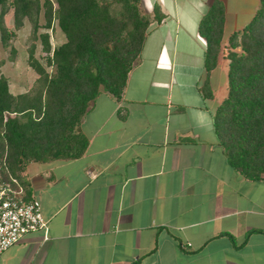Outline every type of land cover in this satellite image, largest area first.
<instances>
[{"label": "crops", "instance_id": "crops-1", "mask_svg": "<svg viewBox=\"0 0 264 264\" xmlns=\"http://www.w3.org/2000/svg\"><path fill=\"white\" fill-rule=\"evenodd\" d=\"M213 1L142 0L164 18L122 98L98 96L81 157L25 167L49 229L26 234L0 264H264V180L232 167L215 128L229 92L226 45L247 22L223 0V54L208 71L199 28Z\"/></svg>", "mask_w": 264, "mask_h": 264}, {"label": "trees", "instance_id": "trees-1", "mask_svg": "<svg viewBox=\"0 0 264 264\" xmlns=\"http://www.w3.org/2000/svg\"><path fill=\"white\" fill-rule=\"evenodd\" d=\"M0 7L5 45L11 33L4 17L11 7L16 25L29 19L46 51H52L50 33L38 35L43 9L45 28L57 19L66 37L50 56L53 73L36 58L35 45L30 49L29 64L39 75L32 90L14 94L7 77H0V180L17 176L29 199L25 167L85 153L84 118L103 91L122 98L151 26L164 14L158 5L148 13L142 0H0ZM199 29L211 71L223 52V0L213 1ZM230 47L229 92L215 112L216 133L232 167L248 179L264 180V0L252 20L230 36ZM228 235L237 246L236 237Z\"/></svg>", "mask_w": 264, "mask_h": 264}, {"label": "rangeland", "instance_id": "rangeland-1", "mask_svg": "<svg viewBox=\"0 0 264 264\" xmlns=\"http://www.w3.org/2000/svg\"><path fill=\"white\" fill-rule=\"evenodd\" d=\"M257 6L260 7L259 0L257 5L252 0H229L231 16H235L236 13L240 14L241 10L244 11L242 14H240L241 20L239 25L244 22H247L248 24L252 20V17L256 13L254 11L258 10V8H256ZM4 20L5 24L10 30L11 36L9 38V45H5L0 29V77H7L12 93H25L33 89L39 77L38 73L29 64V51L32 46L35 45L36 58H38L44 64L49 72L53 73L54 67L50 62V56L53 55V49L56 46L65 42L66 37L62 32L57 19L53 21L52 28H45L46 18L44 9L40 13L39 17V23L41 26L38 35L42 34L43 32L50 33L52 51H46L44 49V45L40 37L36 39L34 38L33 24L29 19L26 18L21 27L16 25L13 7H11L6 13ZM239 40L240 38H238V41ZM226 48L225 54L227 55L231 51L230 39L226 45ZM236 50L241 51V48L238 47Z\"/></svg>", "mask_w": 264, "mask_h": 264}, {"label": "built area", "instance_id": "built-area-1", "mask_svg": "<svg viewBox=\"0 0 264 264\" xmlns=\"http://www.w3.org/2000/svg\"><path fill=\"white\" fill-rule=\"evenodd\" d=\"M48 229L49 220L43 214L41 202L34 197L27 198L21 180L12 174L0 180V259L26 234Z\"/></svg>", "mask_w": 264, "mask_h": 264}]
</instances>
